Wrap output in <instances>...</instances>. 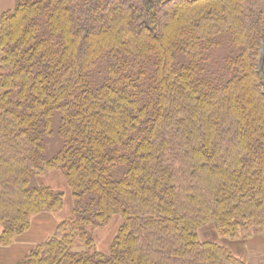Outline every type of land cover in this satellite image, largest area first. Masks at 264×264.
Returning <instances> with one entry per match:
<instances>
[{
    "label": "trees",
    "instance_id": "16d2710c",
    "mask_svg": "<svg viewBox=\"0 0 264 264\" xmlns=\"http://www.w3.org/2000/svg\"><path fill=\"white\" fill-rule=\"evenodd\" d=\"M56 169L71 212L13 264H249L198 229L264 241V0H14L0 13V246L62 210L35 182ZM114 214L100 251L90 229Z\"/></svg>",
    "mask_w": 264,
    "mask_h": 264
},
{
    "label": "rangeland",
    "instance_id": "374dc122",
    "mask_svg": "<svg viewBox=\"0 0 264 264\" xmlns=\"http://www.w3.org/2000/svg\"><path fill=\"white\" fill-rule=\"evenodd\" d=\"M13 5L14 0H0V13L13 8ZM153 29L157 30V26L155 25ZM53 135L52 132L48 137V143L52 141ZM50 144L51 145H48L47 147V152L49 154L54 152L51 149H56L58 147L57 141ZM35 182L39 185L50 186L55 190L62 192L64 195V206L59 212H42L34 215L31 219V228L28 232L23 233L18 240L8 248L0 246V264H13L16 259L21 257V255L27 251V248L46 239L52 233L56 224L67 217L71 212L72 196L61 170H52L45 175L38 176L36 177ZM121 221V215L114 214L104 226L90 229L98 250L104 252L108 250ZM1 230L2 225L0 224V232ZM198 233L201 240L219 243L226 246L236 255L243 257L248 256L249 264H264V241L262 243L256 238L245 241L230 240L219 235L213 221L200 227ZM78 249H83V246L79 245Z\"/></svg>",
    "mask_w": 264,
    "mask_h": 264
}]
</instances>
